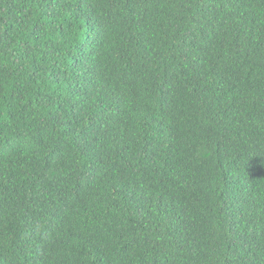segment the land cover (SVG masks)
<instances>
[{
  "label": "trees",
  "instance_id": "trees-1",
  "mask_svg": "<svg viewBox=\"0 0 264 264\" xmlns=\"http://www.w3.org/2000/svg\"><path fill=\"white\" fill-rule=\"evenodd\" d=\"M0 264H264V0H0Z\"/></svg>",
  "mask_w": 264,
  "mask_h": 264
}]
</instances>
